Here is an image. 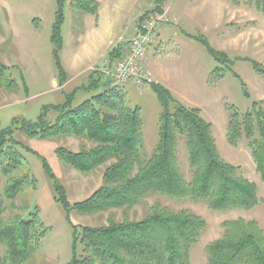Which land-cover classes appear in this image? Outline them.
<instances>
[{"label": "trees", "instance_id": "obj_1", "mask_svg": "<svg viewBox=\"0 0 264 264\" xmlns=\"http://www.w3.org/2000/svg\"><path fill=\"white\" fill-rule=\"evenodd\" d=\"M94 1L75 0L78 10L96 15L98 3ZM166 1L153 0V12L163 15ZM245 1L264 13V0ZM56 2L51 42L58 84L63 87L69 81L61 63L67 0ZM146 16L140 18V24ZM202 42L218 63L232 70L234 61L226 53L215 50L208 41ZM121 51L119 47L109 54L111 63L121 57ZM250 62L254 70L264 76V68ZM9 69L0 61V90L16 91L18 85L7 77ZM105 75L92 72L87 85L68 94L62 104L43 107L36 121L14 118L11 126L0 128V177L5 180L0 190V264H37L42 240L49 231L38 207L30 210L28 204L18 205L37 182L28 169L23 151L42 159L54 186L55 200L71 223L72 258L67 264H191L192 248L207 223L190 210H172L163 205L160 198L203 202L216 212L247 211L259 205L256 184L245 178L239 167L221 158L213 125L204 119L200 109L184 106L168 88L152 83L150 88L157 96L162 114L159 143L154 152L147 155L141 109L130 106L121 86H115ZM234 75L241 80L235 72ZM79 93L91 97L76 105ZM52 111L56 113L54 122L48 120ZM16 131L31 139L75 137L91 142L93 146L89 149L74 153L60 147L56 153L84 175L106 166L101 187L88 199L72 204L46 160L16 140ZM227 137L233 146L243 138L248 140L257 170L264 180L262 106L254 102L251 110L242 115L232 109ZM182 143L191 171L189 181L179 159ZM151 197L156 201L147 214L142 219H130L129 212L146 205ZM74 211L83 216L122 211L123 220L117 221L113 216L106 225L78 226L71 222ZM223 228V236L206 248L208 264H264V231L257 221H226Z\"/></svg>", "mask_w": 264, "mask_h": 264}, {"label": "rangeland", "instance_id": "obj_2", "mask_svg": "<svg viewBox=\"0 0 264 264\" xmlns=\"http://www.w3.org/2000/svg\"><path fill=\"white\" fill-rule=\"evenodd\" d=\"M95 1L98 3L96 15L78 10L75 0L66 2L62 28L63 67L67 68L68 61L75 57L83 45L80 43L89 41L94 34L107 39L105 43L101 42L103 53L106 52L103 61L117 47H122L121 54L124 55L140 18L147 14L144 20L147 19L155 8L153 0ZM56 11V0H0V61L10 68L7 77L18 85L16 91L0 90V128L11 126L14 118L36 121L43 107L64 103L68 94L89 83L91 71L78 78L68 75V83L59 87L51 42ZM164 14L165 20L157 29L159 34L146 56L148 67L172 88L180 103L201 110L204 119L213 125L221 158L239 167L243 176L256 184L260 197L259 205L252 210L226 212L213 211L203 202L160 198L161 203L172 210H190L206 221V230L192 248L191 264H208L206 248L223 236V223L226 221L255 220L264 231V180L257 170L248 140L243 138L233 146L227 137L232 109L242 115L251 110L254 102L264 109V76L257 73L250 62L264 68V13L245 0L236 3L231 0H167ZM96 22L98 31L94 28ZM203 40L234 61L231 71L211 56ZM110 67L113 63L103 66L104 69ZM121 88L127 103L141 109L145 150L147 155H151L159 143L162 114L157 96L148 86L138 87L128 83ZM90 97L89 94L79 93L75 104L79 105ZM55 118L56 113L52 111L48 120L54 122ZM14 136L46 160L56 179L65 187L72 204L88 199L101 187L106 166L84 175L62 161L56 153L60 147L74 153L89 149L93 144L86 139H31L21 131H16ZM23 154L37 182L18 205L28 204L30 210L38 207L40 217L49 229L42 240L37 264H67L72 258L71 223L55 200L54 186L42 159L32 152L23 151ZM179 159L182 172L189 181L191 171L183 143L180 144ZM4 183L5 180L0 177L1 191ZM155 201V197L148 198L146 205L129 212V218L142 219ZM113 216L117 221L123 220L122 211L90 216L74 211L71 222L78 226L97 227L106 225Z\"/></svg>", "mask_w": 264, "mask_h": 264}, {"label": "built area", "instance_id": "obj_3", "mask_svg": "<svg viewBox=\"0 0 264 264\" xmlns=\"http://www.w3.org/2000/svg\"><path fill=\"white\" fill-rule=\"evenodd\" d=\"M164 20L165 14L152 13L138 26L127 52L113 63L112 68L106 70V75L115 86L132 83L138 87H150L154 83L145 61L157 37V29Z\"/></svg>", "mask_w": 264, "mask_h": 264}, {"label": "crops", "instance_id": "obj_4", "mask_svg": "<svg viewBox=\"0 0 264 264\" xmlns=\"http://www.w3.org/2000/svg\"><path fill=\"white\" fill-rule=\"evenodd\" d=\"M95 30L98 31L99 30V25L98 23L96 22L95 24ZM135 34V33H134ZM159 34V33H158ZM107 39L106 38H103V37H98L97 35H93L89 41H82L80 44L83 43L82 46H80L81 48H79L78 52L75 54V57L72 59V61H68L67 63V68H65L67 74L69 76H74V77H81L83 75H85L86 73L88 72H94V71H98L99 73L101 74H106V70L107 69H104L103 66L105 65V63H111V59L109 57V54L112 52L110 51L108 53V59L106 58L105 61L104 58H105V53L104 52V48L102 47V43L101 42H106ZM79 44V45H80ZM119 47H117L115 50H117ZM122 48V47H120ZM103 53V54H102ZM122 53V51H121ZM102 63V64H101ZM114 63V62H113ZM148 58L146 59L145 61V67L151 71V74H152V77L154 79V82L155 83H160L162 84L163 86H165L166 88H168L172 93V88L169 87L166 82H164L158 74H156L155 72H153V70H151L149 67H148ZM101 64V66H100ZM94 68H97V69H94ZM90 73H89V77H88V80L90 79ZM105 77H107L105 75Z\"/></svg>", "mask_w": 264, "mask_h": 264}]
</instances>
